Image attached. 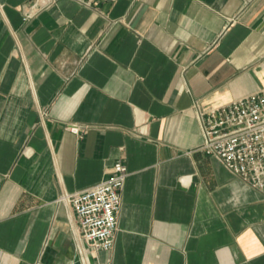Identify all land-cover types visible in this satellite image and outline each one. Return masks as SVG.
I'll use <instances>...</instances> for the list:
<instances>
[{
  "label": "crops",
  "instance_id": "1",
  "mask_svg": "<svg viewBox=\"0 0 264 264\" xmlns=\"http://www.w3.org/2000/svg\"><path fill=\"white\" fill-rule=\"evenodd\" d=\"M263 87L264 0H0V264H264L197 120ZM116 160L113 246L79 248L64 196Z\"/></svg>",
  "mask_w": 264,
  "mask_h": 264
},
{
  "label": "built area",
  "instance_id": "2",
  "mask_svg": "<svg viewBox=\"0 0 264 264\" xmlns=\"http://www.w3.org/2000/svg\"><path fill=\"white\" fill-rule=\"evenodd\" d=\"M201 149L217 156L233 174L264 193V87L207 110L198 109ZM73 131L76 126H70ZM126 166L116 160L100 181L65 194L74 213L78 246H113Z\"/></svg>",
  "mask_w": 264,
  "mask_h": 264
},
{
  "label": "water",
  "instance_id": "3",
  "mask_svg": "<svg viewBox=\"0 0 264 264\" xmlns=\"http://www.w3.org/2000/svg\"><path fill=\"white\" fill-rule=\"evenodd\" d=\"M72 264H82V261L78 254L74 256Z\"/></svg>",
  "mask_w": 264,
  "mask_h": 264
}]
</instances>
